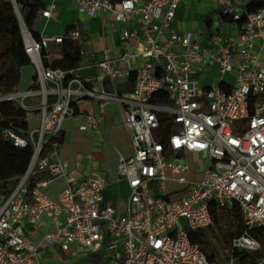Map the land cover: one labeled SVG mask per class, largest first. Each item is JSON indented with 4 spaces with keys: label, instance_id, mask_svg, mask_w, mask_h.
Listing matches in <instances>:
<instances>
[{
    "label": "built area",
    "instance_id": "obj_1",
    "mask_svg": "<svg viewBox=\"0 0 264 264\" xmlns=\"http://www.w3.org/2000/svg\"><path fill=\"white\" fill-rule=\"evenodd\" d=\"M181 0H73L86 17L112 13L132 48L119 55L104 52L84 63L82 32L69 36L81 42L80 64L71 69L44 65V51L57 47L61 35L34 38L22 33L24 51L34 65L25 90L0 93V103L14 101L27 110L25 119L39 114L37 126L22 130L0 123L2 138L13 147H32L29 172L47 177L27 186V178L8 194L0 195V264H39L40 244L25 225L36 226L46 217L55 229L43 235L50 247L86 249L98 260L90 264H236L232 255L210 261L192 242L194 232L212 225L213 211L237 205L245 232L230 246L253 251L264 233V5L246 12L245 0L217 3V24L201 32L171 31ZM56 7L51 0L39 11L49 18ZM245 13V19L237 20ZM232 17L234 31L223 29L220 15ZM140 64L132 66L131 60ZM82 69H94L82 73ZM135 72L133 90L119 93L117 84ZM232 76V81L226 78ZM218 75L210 84L201 79ZM167 102H155L160 94ZM82 98L99 102V112L85 113L82 130L96 131L106 103L122 108V124L129 132L131 156L118 157L117 174L128 186L124 210L104 199L106 181L91 175L69 180L67 164L58 157L63 121L77 113ZM163 126V127H162ZM201 161L199 180H187V155ZM171 177H166L165 169ZM64 178L67 185L54 195L49 184ZM187 183L185 194L170 199L166 180ZM60 215H64L62 219ZM264 264V256L257 261Z\"/></svg>",
    "mask_w": 264,
    "mask_h": 264
},
{
    "label": "crops",
    "instance_id": "obj_2",
    "mask_svg": "<svg viewBox=\"0 0 264 264\" xmlns=\"http://www.w3.org/2000/svg\"><path fill=\"white\" fill-rule=\"evenodd\" d=\"M43 1L47 5L51 0ZM185 1L187 0L180 1L174 20L168 28L164 29L166 36L171 31L197 33L209 30L213 25V20L217 21L219 9L217 3L218 9L213 8L210 12L203 10L204 7H199L200 11L190 21L182 5ZM209 2L214 1L209 0ZM55 4L56 7L52 9L49 18L38 15L34 22V29L39 35H62L66 24L76 23L83 34V46L87 52L84 58L85 64L93 63L104 52L109 56H116L125 49L133 47L134 39L124 41L121 38L122 30L129 28L130 25L115 22L112 13L105 12L103 15L86 17L74 10L73 0H55ZM200 23L204 25L200 26ZM226 23L223 29L234 31L233 25ZM51 48H54V46L52 45ZM135 61L136 64L141 60ZM92 71L94 69L81 70L82 73ZM76 111L74 117H68L63 121L58 157L67 164L69 180L78 181L91 175L102 176L106 181L103 191L104 199L109 201L117 211H123L124 201L128 195V186L126 181L117 174V161L120 155L125 158L130 157L131 148L129 145V132L122 124V108L116 102L106 103L103 108L102 120L96 131L82 130L79 125L85 122V113L98 114V100L82 98L76 103ZM35 118L33 126H37L39 114L34 113L27 120L28 127L30 119ZM66 185L67 180L57 178L49 184L48 190L51 195H54ZM63 217L64 215L59 216L60 219ZM54 229V222L46 217L42 218L36 226L25 225V230L29 232L31 239L40 244L39 264H72L70 259L73 256L78 255L80 251H87L86 249H78L76 253H73L71 252L74 250L72 245L70 254H67L59 247H50L43 241V235Z\"/></svg>",
    "mask_w": 264,
    "mask_h": 264
},
{
    "label": "trees",
    "instance_id": "obj_3",
    "mask_svg": "<svg viewBox=\"0 0 264 264\" xmlns=\"http://www.w3.org/2000/svg\"><path fill=\"white\" fill-rule=\"evenodd\" d=\"M14 1L19 16L15 11L12 0H0V93L16 90L21 68L30 63L29 57L24 51L19 17L31 35L39 39V34L34 29V22L39 15V11L45 7L43 0ZM112 1L116 2L118 0ZM263 5L264 0H245L246 12L256 10ZM219 18L222 22L232 21L231 16L223 14ZM244 19L245 13H242L237 22L240 23ZM75 28H78L76 23L66 24L61 35L62 42L57 47L44 51V54L48 55V58H44L43 63L45 66L71 69L80 64L82 57L79 51L82 41L69 36L70 31ZM134 79L135 72L131 71L122 83L117 84L118 92H131L133 90ZM154 101L165 103L167 99L165 94L160 93ZM26 112L27 110L17 105L14 101H3L0 103V123L10 122L16 124L22 130H26L28 128L27 120L25 119ZM61 139L62 137L60 138V142ZM5 144L7 142H5L0 134V149ZM17 149L21 150L27 159L31 158L32 147L30 144L23 149ZM45 177H47V173L34 169L27 178V186L31 187L36 181ZM8 184L0 180V195L8 186L14 187L15 181H9ZM212 220V225L204 230L194 232L191 237L192 242L199 246L210 261L221 259L219 253L207 240V232L213 231V225L218 226L219 232L221 233L219 240L228 248V253L225 258L232 255L236 264H257V261L264 256V233L260 228H255L250 232L252 236L259 240V249L247 251L230 246L232 239L242 235L246 230L243 225L241 211L237 205H224L222 208L213 211ZM96 260L98 258L93 257L91 262Z\"/></svg>",
    "mask_w": 264,
    "mask_h": 264
},
{
    "label": "rangeland",
    "instance_id": "obj_4",
    "mask_svg": "<svg viewBox=\"0 0 264 264\" xmlns=\"http://www.w3.org/2000/svg\"><path fill=\"white\" fill-rule=\"evenodd\" d=\"M185 8L186 14H188V19L191 21L193 16L200 11L199 7H204L203 10L210 12L213 8L218 9L215 2H209V0H187L182 3ZM213 25L217 24L216 20H213ZM203 23H200V26H203ZM261 59L264 58V51L261 53ZM135 60L139 61V58H133L131 60L132 66H136L141 63L138 62L135 64ZM35 73V68L32 63L24 65L21 68L20 78L17 85V90H25L31 81V76ZM218 75H209L201 79L202 83L210 84L215 81ZM226 78L232 81V76L226 74ZM35 119H30L29 128H33ZM39 120V119H38ZM206 159L205 154H201L199 158H196L193 154L187 155V160L189 162V171L184 174L187 180H199L201 178L200 165L201 161ZM30 159H27L23 152L10 144H5L2 149H0V180L5 181L7 184L9 181H15V186H8L7 189L1 195H8L22 180L25 176ZM166 177H171L169 170L166 168ZM30 173H28L29 175ZM9 185V184H8ZM188 186L187 183L179 184L175 181L166 180V194L170 199H176L187 192ZM221 233L217 225H213V231L207 232V240L213 245L214 249L219 253L221 258H225L228 253V248L221 243L219 240ZM70 250L65 251L67 254H70ZM57 253V252H56ZM92 255L89 251H80L78 255L71 258L72 264H90Z\"/></svg>",
    "mask_w": 264,
    "mask_h": 264
},
{
    "label": "water",
    "instance_id": "obj_5",
    "mask_svg": "<svg viewBox=\"0 0 264 264\" xmlns=\"http://www.w3.org/2000/svg\"><path fill=\"white\" fill-rule=\"evenodd\" d=\"M12 1H13L14 6H15V1L14 0H12ZM15 11H16V13L18 15V10H17L16 6H15ZM19 21H20V29H21V32L23 33V32L26 31V27L24 26V23L22 22L20 17H19Z\"/></svg>",
    "mask_w": 264,
    "mask_h": 264
},
{
    "label": "bare ground",
    "instance_id": "obj_6",
    "mask_svg": "<svg viewBox=\"0 0 264 264\" xmlns=\"http://www.w3.org/2000/svg\"><path fill=\"white\" fill-rule=\"evenodd\" d=\"M30 168V167H29ZM29 168H28V170H27V172H26V175L28 174V172H29Z\"/></svg>",
    "mask_w": 264,
    "mask_h": 264
}]
</instances>
